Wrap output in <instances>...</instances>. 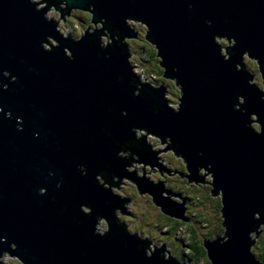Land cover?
Returning <instances> with one entry per match:
<instances>
[{"label":"water","instance_id":"water-1","mask_svg":"<svg viewBox=\"0 0 264 264\" xmlns=\"http://www.w3.org/2000/svg\"><path fill=\"white\" fill-rule=\"evenodd\" d=\"M88 3L117 26L113 31L122 48L108 50L110 59H97L99 48L95 43L89 46L95 37L86 36L78 44L64 40L28 0H0V73L11 72H4L9 81L0 75V108L11 112V119L0 113V237L17 243L19 249L14 253L13 246L11 251L0 252V264L3 256L15 257L22 264V259L33 256L36 264H181V259L165 256V245L149 254L148 240L128 229L117 215L116 224L113 210L121 213L126 199L93 182L95 174L108 166L109 172L100 176L104 181L112 183L114 177L132 181L134 190L151 195V204L164 215L190 220L185 216V200L179 203L168 197L173 194L162 196V185L124 168L133 158L117 159L110 151L113 140L122 144L132 137L133 126L171 136L187 157L172 144L168 143V149L180 155L186 179L194 183L205 182L202 168L209 172L198 165H213L215 177L209 184L211 195L221 197L224 228L223 235L203 240L211 264H264L253 251L264 228V135L245 127L248 117L233 107L235 98L244 95L245 107L264 122V101L260 100V91H264V0H137L135 5L127 0H68L69 8ZM78 10L90 12L96 24L99 16L93 11ZM126 16L149 25L151 35L143 25L145 40L157 51L163 77L178 87L172 77L185 83L179 114L167 108L161 111L163 100L157 97L170 104L165 85L141 84L130 61V46L124 41L138 38L140 31L130 23L139 21L131 20L127 26ZM214 34L237 39L236 48L229 49L230 61L224 62L219 55ZM45 35L60 41L54 54L40 47ZM197 40L199 46H194ZM65 46L73 51L74 61L65 58ZM245 50L259 59L250 57L255 60L261 86L245 59L238 66L240 72L235 70ZM127 59L134 69L132 85L138 90L145 86L143 99L131 95L134 88ZM118 75L123 76L120 83ZM2 84H9L4 86L7 91ZM17 117L24 120L19 121L21 131H17ZM124 149L137 164L156 167L145 137L127 141ZM78 164L87 165L81 173L88 179L77 173ZM49 170L55 175L48 176ZM61 177L62 186L57 188ZM41 187L47 189L43 196L37 194ZM81 203L92 206L88 213L93 211L92 216L81 213ZM256 211L261 217L256 215L254 229ZM96 214L98 225L101 219L111 222L106 238L94 234ZM227 234L229 242L221 245ZM7 247V243L0 244V249Z\"/></svg>","mask_w":264,"mask_h":264},{"label":"rangeland","instance_id":"rangeland-1","mask_svg":"<svg viewBox=\"0 0 264 264\" xmlns=\"http://www.w3.org/2000/svg\"><path fill=\"white\" fill-rule=\"evenodd\" d=\"M65 15L61 14V19H64ZM67 15L68 19L66 24L73 27L74 29L78 28L84 31V33L87 30H92L95 26V24H92V17L88 18V13L83 10H77L76 12L69 13ZM130 25L135 26L136 29L142 33L140 38L124 39V41L130 46V61L135 66V72L139 75L141 84L165 85L166 96L169 98L170 104H177L181 94L180 91H178L179 87L176 85V83H174V81L171 79H166L165 82H159V77L162 76L154 75L156 71L153 69V62L158 61L156 54L152 58L154 61L151 63L147 61V56L145 54H150V52L148 50L142 49V47L143 45H148V43L152 47L153 45L150 41L145 40L143 24L140 22H135L130 23ZM151 46L150 50H152ZM148 48L149 47L147 46V49ZM151 54H153V52ZM245 62L249 70L255 75L254 81L261 86L255 60L250 57H246ZM159 75H162V73ZM146 140L147 137H145V143ZM151 143L152 147H149L147 143L146 145L155 156L156 167L149 166L151 171L141 169L140 171L145 172L144 175L137 174L135 169L131 171V173H134L135 176L138 177H146L155 184L162 185V187L165 188H161L162 193L160 194L162 196H164V194H173L168 195V197H171L179 203H182L185 200V205L187 208L185 216L191 220L188 222H183L179 229L175 230V223L170 222L171 217L167 216L166 218L169 220L165 219V216H162L163 213L161 212V209L151 204V195L146 193L141 194L139 191L134 190L132 181L114 177V179L111 180L112 183L113 181H116L119 183V185L113 186L112 183L107 181H105V183H107L109 187L112 188V190L115 189L114 193H117L122 199H126L123 207H120L121 213L116 211V215L121 221H126V223L130 222L127 226L128 229L133 232H138L140 236H143L146 240H148L149 245L147 251L149 254L152 253V251L156 248H161L165 245L166 251L164 254L166 257L172 255L176 259H181V264H195V262L190 263V257L193 256V250L191 246L193 243H196L198 239L197 235L202 239L211 237L215 239L216 236L223 235L224 227L222 225L221 231L219 226V223L222 219L216 214V206L218 203L216 198L218 197L221 199V197L220 195H216L215 198L211 195V185L209 184L211 180L208 179L210 173L207 170L202 168L200 171V174L205 176V182L194 183L185 177H182L179 171L175 172L176 168L183 166L180 155H174V150L168 149L167 140L157 137L156 140ZM152 148H154L155 151H153ZM128 158H133V161L135 160L131 152H128ZM135 164H137L136 161L131 162L129 166H133ZM168 167L173 171H169L167 169ZM165 168L167 170H165ZM180 178L183 180L185 179V183L188 184L187 189H177L172 187L176 186L177 184V182L174 180H179ZM197 185H203L204 187L206 185H210V190L206 187L205 188L207 190H204V187L197 188ZM192 186H196V188H194L195 190L190 191ZM171 188L172 190H170ZM180 192L183 193L181 194ZM160 213L162 214L160 215ZM98 226L102 228L100 223ZM211 233L214 235L209 236ZM263 234L264 228L261 227L257 242L253 247L255 254V250L260 253L264 249L263 243L257 247V243L262 239L261 236ZM253 238H255V235H253ZM186 257L188 261H186ZM18 262L19 264H22V262L15 257H2V264H18ZM200 264H204V262H201Z\"/></svg>","mask_w":264,"mask_h":264},{"label":"clouds","instance_id":"clouds-1","mask_svg":"<svg viewBox=\"0 0 264 264\" xmlns=\"http://www.w3.org/2000/svg\"><path fill=\"white\" fill-rule=\"evenodd\" d=\"M137 2V0H127V3L129 5H135ZM28 3L30 5L34 6V10L36 12H43V20L45 22H50L55 29V32H57L64 40L70 41L73 44H78L80 43L82 40L85 39V37H95V41L93 40H89V46H92L93 43H95V45L99 48L100 51L97 52V59H110V53L108 50L113 49L114 47H120V43L118 41L117 38V33L115 31H113L114 28H116L117 26L113 23H109L107 17H105L102 13H98L95 4L93 3H88L86 4L85 7H71L69 8V4H68V0H28ZM188 9L190 10L192 8L191 4H188ZM80 8H85L88 9L89 11H93L95 13V16H99L98 19H96V24L93 27L92 30L88 31L87 34L84 33V31L76 28L74 29L71 26H68L66 24V21L68 19V15L66 14L64 16V19H61V14L63 13H73L76 12L78 9ZM46 9V11H45ZM131 20H136L141 22L143 25H145L147 27V29L150 31V35H151V29L149 27V25L145 22H143L142 20L139 19H135L132 17H125L124 18V23L128 26V22ZM206 24H210L211 21H205ZM107 24V27H105V25ZM113 33L115 35H113ZM111 37V38H109ZM214 43L218 46L219 48V55L222 57L224 62H228L232 59V53L229 51V49H235L237 46V39L232 36H228V35H222V34H214L212 37ZM227 44L228 47L225 49L223 47V45ZM194 46H199V41H195L194 42ZM40 47L41 49L46 52V53H52L54 54L58 49H60L61 45H60V41L56 38H54L53 35H45L44 39L40 41ZM63 54L65 56V58L69 61L72 62L74 61L75 57H74V53L73 51L65 46L63 47ZM246 57H252L256 60H259L258 57L254 56L250 50H245L242 52V54L240 55L239 61L236 63L235 65V70L237 72H240L238 70V66L242 63V61L246 58ZM164 63H165V58L163 57ZM24 61L21 60V63H23ZM127 63H128V59H127ZM129 65V69H130V85L134 88V91L131 93L133 98H141L143 99L145 96V86H141V88L138 90L136 87H134L131 83V80L134 78V69L132 68V66L128 63ZM8 71V70H3L2 73H0V75H2L4 80L9 81L7 78H5L4 76V72ZM173 71H178V69L173 66ZM10 72V71H8ZM11 73V72H10ZM15 76V75H13ZM17 77V76H15ZM176 82H178L179 85V89L178 91H181V95H180V99L178 101L177 104L175 105H171L168 104V102L166 100L163 99V97H157L159 99L163 100L162 104H159L162 106V110L164 111L165 108L167 109H171L173 113L175 114H179L182 110V108L184 107V97H185V83L178 81L177 78L172 77ZM18 79V77H17ZM16 79V80H17ZM117 82L120 83L123 81V76L122 75H118L116 77ZM243 82V81H242ZM2 83V82H0ZM247 83L249 85H252V83L248 80ZM10 84V83H9ZM9 84H2L3 90H5V85H9ZM8 90V89H7ZM5 90V91H7ZM260 91V90H259ZM153 92V91H152ZM262 93V95L260 96V100L264 101V91H260ZM155 94V92H153ZM156 95V94H155ZM236 103L234 104V110L238 111L241 113V115H246L248 117V119L244 122L245 123V127L249 128L253 133H255L256 135H264V129L261 128V125H264V122L261 121L258 113H256L255 111L249 112V109L247 107H245L246 105V98L244 95H239L235 98ZM154 105H156L155 103L152 105V111L153 114L156 115L159 112H157L155 110ZM0 113H3L5 119H11V112L10 111H5L3 108H0ZM127 111L122 109L121 110V115L122 116H127ZM258 118V121H257ZM17 131H21L22 128L20 127L19 121L23 120V117H17ZM24 121V120H23ZM254 121H257V123L254 124ZM131 134L132 137L129 138L128 140H126L124 143H119L118 141L113 140L111 142L112 145H114L113 147L110 148V151L112 152V154L115 155V157L117 159H121V160H125L127 161L128 158V152L125 151L124 149V145L127 141L129 140H138L140 137H147L146 143L148 144L149 147H152V143L153 141L156 140L157 137H163L167 140V142L169 144H172L176 150H178L181 154L182 151L177 147V145L175 144L174 140L172 139L171 136H165L162 135L158 132L155 131H151L149 130L147 127H136L133 126L131 128ZM38 135V134H36ZM119 148V151H117L116 149ZM153 151H155L154 148H152ZM185 155V154H183ZM186 156V155H185ZM187 157V156H186ZM188 159V158H187ZM189 164L190 161L188 160ZM199 167H205L208 168L210 175L208 176V179H213V177H215V170L214 167L211 163H207L206 166H200ZM81 167H86V164H78L77 165V173L79 175H82L85 177V179H88L87 174H82L81 173ZM124 168L128 171L131 172L134 169L137 171V174L139 175H144L145 172L144 171H140L141 169H144L146 171H151V169L149 168L148 165L145 164H135L133 166H129L128 163H126L124 165ZM105 172H109L108 171V166H106L104 169H101L100 171H98L95 176H94V183L98 186H101L103 189L108 190L109 185L107 183H105L104 180L100 179V176L105 173ZM55 175L54 172H52L51 170L48 171V176H53ZM63 183V177H61L56 184L57 188H60L62 186ZM113 191H115V189H113ZM47 192V189L45 187H41L38 189L37 194L38 195H45ZM112 193V191H110ZM108 201H105V204H108ZM92 208V206L90 204L87 203H81L80 204V211L81 213L85 216V217H90L93 214V211L91 214L89 213V208ZM93 209V208H92ZM116 210H113V218L115 220L116 223ZM259 214V211H256L253 213V228L255 229L257 227L256 225V215ZM261 217V215H260ZM107 218V217H106ZM110 220L107 218L105 219H101L100 220V225H102V228L98 226L97 224V214L94 217V234L98 235L101 238H106L110 231H111V222L109 225ZM117 224V223H116ZM227 229H228V225H226ZM229 230V229H228ZM123 231H125L123 229ZM251 232V231H250ZM249 232V233H250ZM228 233V231H227ZM230 240L229 235L227 234V236L225 237L224 240H222L220 242L221 245L223 244H227ZM7 243L8 247L7 249H0V252L2 251H11L12 247L15 246V252L14 253H18L19 249H18V245L15 242H9L7 237H0V244H5ZM126 247V245H125ZM17 257H20L19 254L15 255ZM23 264H36V257H31L28 260H24L22 259ZM19 264V262H18Z\"/></svg>","mask_w":264,"mask_h":264},{"label":"trees","instance_id":"trees-1","mask_svg":"<svg viewBox=\"0 0 264 264\" xmlns=\"http://www.w3.org/2000/svg\"><path fill=\"white\" fill-rule=\"evenodd\" d=\"M85 12L88 13V18L92 17L90 12H88V11H85ZM147 46L149 47L148 49H147ZM150 46L151 45L148 43V45H143L142 49L148 50L150 52V54L146 53L145 55L147 56V61L151 63L152 61H154L152 58L154 57L155 53L157 54V51L155 49H153L152 46H151L152 50H150ZM152 52H153V54H151ZM153 67H154L153 69L157 72V73L155 72L154 75L155 76H162V77H159L160 79L158 81L159 82H165L166 79L163 77V75H159V74L163 73V69L160 66V64L158 63V61H156V62L154 61L153 62ZM217 199H218V203H217V206H216V209H217L216 214L218 215L219 218L222 219V214H221L222 201H221L220 198H217ZM222 220L220 222L221 224L219 223L221 231H222ZM170 222L175 223V226H174L175 230L179 229L180 225L183 224L182 221H174V220H171V219H170ZM212 234L213 233H211V235H209V236H212ZM261 238L262 239L259 240L258 243H257V247H259V245H262V243L264 244V234L261 236ZM197 241H199V240L197 239ZM197 241H196V243H193V245L191 246V248L193 250V254H192L193 256L190 257V261L195 262V264H200L201 262H204V264H211L210 260L207 257L206 250L204 249L202 243L198 244ZM255 252H256L257 257L260 260L264 261V249L260 253L257 252L256 250H255ZM186 261H188L187 257H186Z\"/></svg>","mask_w":264,"mask_h":264},{"label":"flooded vegetation","instance_id":"flooded-vegetation-1","mask_svg":"<svg viewBox=\"0 0 264 264\" xmlns=\"http://www.w3.org/2000/svg\"><path fill=\"white\" fill-rule=\"evenodd\" d=\"M139 31V30H138ZM142 36V33H139V35H138V38H140ZM136 160V159H135ZM169 171H173L171 168H167ZM166 168H165V170H167ZM179 171V173L182 175V177H187V172H186V167L185 168H183V167H178V168H176V170H175V172H178ZM185 180V179H184ZM183 179H179V180H174L175 182H177V184H176V186H172V187H175V188H180V189H183V188H185V189H187V186H188V184H186L185 183V181H184ZM160 181H162V180H160ZM164 182V181H163ZM168 182V181H167ZM202 188V187H204L203 185H197V188ZM206 188H208L209 190H210V185H206L205 186ZM203 188L204 190L206 189V188ZM194 188H196V186H192L191 187V189H190V191L191 190H195ZM137 189H138V187H137ZM170 190H172V188L170 189ZM207 190V189H206ZM173 192V191H172ZM181 194L183 193V192H180ZM218 198V197H217ZM216 198V201L218 200ZM213 202H214V200H213ZM162 213H160V215H161ZM162 216H165L164 218L165 219H167V220H169L168 218H166L167 216L166 215H164V214H162ZM171 220H174V221H180V220H178V219H173V218H170ZM191 220V219H190ZM126 222V221H125ZM130 223V222H129ZM129 223H127V226L129 225ZM209 235H211V234H209ZM212 235H214V234H212ZM197 238H198V240L199 241H197L198 242V244L199 243H202V245H203V240L204 239H202V238H200V237H198V235H197ZM212 238V237H211ZM205 249V248H204ZM190 263H192V261H190Z\"/></svg>","mask_w":264,"mask_h":264},{"label":"bare ground","instance_id":"bare-ground-1","mask_svg":"<svg viewBox=\"0 0 264 264\" xmlns=\"http://www.w3.org/2000/svg\"><path fill=\"white\" fill-rule=\"evenodd\" d=\"M134 161H135V160H134ZM134 161H132V162H134ZM117 185H119V183L116 182V181H113V186H117Z\"/></svg>","mask_w":264,"mask_h":264}]
</instances>
